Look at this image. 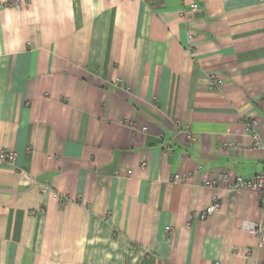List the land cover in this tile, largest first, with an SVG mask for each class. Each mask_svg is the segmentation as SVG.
I'll list each match as a JSON object with an SVG mask.
<instances>
[{"label":"crops","instance_id":"crops-1","mask_svg":"<svg viewBox=\"0 0 264 264\" xmlns=\"http://www.w3.org/2000/svg\"><path fill=\"white\" fill-rule=\"evenodd\" d=\"M9 1L0 264H264V0Z\"/></svg>","mask_w":264,"mask_h":264},{"label":"built area","instance_id":"built-area-1","mask_svg":"<svg viewBox=\"0 0 264 264\" xmlns=\"http://www.w3.org/2000/svg\"><path fill=\"white\" fill-rule=\"evenodd\" d=\"M4 4L18 8L20 6V0H11L9 2H5ZM196 9H198V4L191 3L189 8L186 10V13L193 12ZM212 77L215 78V75H212ZM255 124H256L255 121H252L250 126L253 128ZM129 125L133 127V123H129ZM143 130H145V127L143 128ZM252 139H253V145L258 146L260 141L256 133L252 135ZM15 156L16 154L12 149L0 148V164L7 163L13 165L15 161ZM227 177L228 174L226 172L218 173L217 175V178L221 180H226ZM181 178L182 177L180 174H175L172 179L174 181H179L181 180ZM205 183L208 184V186H212V183L210 181H206ZM228 189L229 190L250 189L256 191L259 197H261V199H264V168L260 172H257L248 177L235 175L233 180L228 184ZM55 197L64 198V197H60V195L58 194H55ZM219 208H220L219 200L216 196H214L210 201V203L206 205V207H204V209H202L197 214V216L199 219L205 220L213 212L217 211ZM241 227L247 231H251L258 234V236L260 237L259 245H262L264 238V225L258 222L243 221ZM166 232H167L166 240L169 241V235H168V233L170 232L169 227H166Z\"/></svg>","mask_w":264,"mask_h":264}]
</instances>
